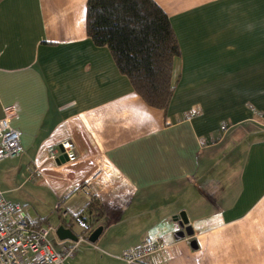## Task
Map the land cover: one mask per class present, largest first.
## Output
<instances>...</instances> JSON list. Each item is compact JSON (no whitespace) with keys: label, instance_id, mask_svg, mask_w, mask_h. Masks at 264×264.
<instances>
[{"label":"crops","instance_id":"1","mask_svg":"<svg viewBox=\"0 0 264 264\" xmlns=\"http://www.w3.org/2000/svg\"><path fill=\"white\" fill-rule=\"evenodd\" d=\"M154 1L179 49L162 109L90 39L87 0H0V119L22 148L0 189L42 226L101 201L70 264H126L145 237L166 246L140 264H264V0ZM64 141L72 156L50 159ZM180 213L191 233L176 237Z\"/></svg>","mask_w":264,"mask_h":264},{"label":"trees","instance_id":"2","mask_svg":"<svg viewBox=\"0 0 264 264\" xmlns=\"http://www.w3.org/2000/svg\"><path fill=\"white\" fill-rule=\"evenodd\" d=\"M85 22L90 39L110 49L136 93L148 105L166 108L173 89L172 64L179 49L160 6L154 0H87ZM76 216L87 222L89 234L103 217V205L92 195L68 226ZM36 225H41L39 218Z\"/></svg>","mask_w":264,"mask_h":264},{"label":"built area","instance_id":"3","mask_svg":"<svg viewBox=\"0 0 264 264\" xmlns=\"http://www.w3.org/2000/svg\"><path fill=\"white\" fill-rule=\"evenodd\" d=\"M12 112L6 111L0 119V161L20 156L22 152L20 133L11 125ZM231 123L223 122L219 126L220 133L230 128ZM60 152L48 149L49 158L56 160L61 154L68 159L73 154L69 141L60 145ZM38 217L32 215L26 207L7 199L0 189V264H70L77 247L88 242L87 222L80 216L73 219L79 228L77 238L57 250L50 234L55 232L54 226L36 225ZM86 232V234H85ZM166 246L160 239L145 237L138 245L124 249L118 258L126 264H140V259L148 254L164 249Z\"/></svg>","mask_w":264,"mask_h":264},{"label":"water","instance_id":"4","mask_svg":"<svg viewBox=\"0 0 264 264\" xmlns=\"http://www.w3.org/2000/svg\"><path fill=\"white\" fill-rule=\"evenodd\" d=\"M66 160H68V158L64 154L59 155L56 159L57 162H64ZM179 217H180V221H179L180 225L184 229L179 231V233H176L175 236L179 237V236H182L184 233L190 234L191 229L188 225H185L187 223V220H186L184 214L180 213ZM101 230H102V227H100V226L93 229L89 233L87 240L91 243H94L96 241L97 237L99 236ZM55 233H56L57 238L60 240H64V239L75 240L77 238V233L72 228V225L69 227H66L63 224H59V225H57V227L55 229Z\"/></svg>","mask_w":264,"mask_h":264},{"label":"rangeland","instance_id":"5","mask_svg":"<svg viewBox=\"0 0 264 264\" xmlns=\"http://www.w3.org/2000/svg\"><path fill=\"white\" fill-rule=\"evenodd\" d=\"M3 161V160H2ZM0 164H1V161H0ZM87 236V235H86Z\"/></svg>","mask_w":264,"mask_h":264},{"label":"clouds","instance_id":"6","mask_svg":"<svg viewBox=\"0 0 264 264\" xmlns=\"http://www.w3.org/2000/svg\"><path fill=\"white\" fill-rule=\"evenodd\" d=\"M88 237V236H87Z\"/></svg>","mask_w":264,"mask_h":264}]
</instances>
